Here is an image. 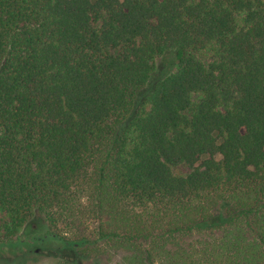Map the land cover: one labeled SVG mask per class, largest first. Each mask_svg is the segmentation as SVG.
I'll use <instances>...</instances> for the list:
<instances>
[{
    "label": "trees",
    "instance_id": "trees-1",
    "mask_svg": "<svg viewBox=\"0 0 264 264\" xmlns=\"http://www.w3.org/2000/svg\"><path fill=\"white\" fill-rule=\"evenodd\" d=\"M47 250L264 264V0H0V258Z\"/></svg>",
    "mask_w": 264,
    "mask_h": 264
},
{
    "label": "rangeland",
    "instance_id": "rangeland-1",
    "mask_svg": "<svg viewBox=\"0 0 264 264\" xmlns=\"http://www.w3.org/2000/svg\"><path fill=\"white\" fill-rule=\"evenodd\" d=\"M48 251L49 250L44 251V253L41 255L39 254V256L38 255L37 256H30L26 260H24L23 258H20V260H18L16 264H61L62 263V261H63L62 259L49 254L50 252H48ZM8 253L9 252L7 249V255H8ZM5 254H6V252H5ZM117 257L118 256H116L115 258H117ZM8 263L9 262H6L4 259L0 258V264H8Z\"/></svg>",
    "mask_w": 264,
    "mask_h": 264
}]
</instances>
